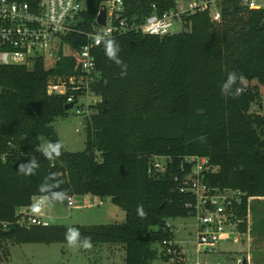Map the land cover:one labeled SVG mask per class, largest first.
Segmentation results:
<instances>
[{"label": "trees", "instance_id": "1", "mask_svg": "<svg viewBox=\"0 0 264 264\" xmlns=\"http://www.w3.org/2000/svg\"><path fill=\"white\" fill-rule=\"evenodd\" d=\"M18 1L32 6L39 2ZM103 2L86 0L84 29ZM124 3L128 16L145 17L152 7L159 13L172 9L175 0ZM184 21L186 30L173 35L127 32L110 39L121 64L106 55L107 41L95 49L100 81L93 88L101 101L89 107L82 152L61 147L59 156L49 158L39 147L41 137L59 143L52 123L67 113L66 96L47 95L48 79L78 74L77 57L59 51L48 69L41 59L32 67L0 66V149L7 154L0 160V244L6 256L8 243L68 244V230L76 228L80 240L90 238L91 246L123 247V264H152L156 259L162 264L180 259L182 264L184 255L172 244L174 229L168 221L194 217L195 197L183 184L189 172L184 159L190 156L205 157L214 168L203 178L209 187L241 193L233 208L243 220L238 230L247 233L248 200L264 198V117L249 112L261 101L258 85L250 82L264 85V10L222 0L219 22H211L207 13ZM84 44L80 36L73 48ZM233 72L237 80L223 92ZM33 158L38 167L25 175L20 167ZM155 158L167 159L165 170L154 169ZM42 184L47 192L39 190ZM87 195L109 199L124 212V222L18 223L22 214L17 211L30 207L34 197ZM170 246L174 256L166 253Z\"/></svg>", "mask_w": 264, "mask_h": 264}, {"label": "built area", "instance_id": "2", "mask_svg": "<svg viewBox=\"0 0 264 264\" xmlns=\"http://www.w3.org/2000/svg\"><path fill=\"white\" fill-rule=\"evenodd\" d=\"M221 1L175 0L172 9L159 13L152 7V13L144 17L128 16L124 0H104L93 23L84 29L81 23L86 11V0H39L37 6L18 0H0V66L32 67L41 59L48 69L54 66L59 51L67 57L75 55L79 60V73L65 77H50L46 93L49 96H66L67 103L73 104V107L83 98L87 100L96 97L95 101L88 103L85 112L80 108L76 111L77 115L82 117L85 115L87 118L92 113L89 107L101 101L93 88V85L100 81L95 56V49L98 46L127 32L159 37L173 35L176 34L173 31L176 23L181 25L180 32L185 31L184 18L195 13H207L211 22H219ZM240 3L250 10H264L256 0H240ZM102 7L105 8L103 26L97 24ZM80 36L85 39V44L76 50L73 44L77 43ZM68 37L70 40H67ZM6 155V152L0 149L1 161L6 159ZM160 159L164 162H160ZM166 161V158H155L154 169L165 170ZM184 161L189 166V172L184 176L183 184L195 197L194 218L197 229L195 252L214 253L219 243L231 241L242 234L238 230V225L243 223V220L235 216L233 208V201L238 200L241 193L230 189H213L203 182L206 174L215 171L207 158L190 156ZM65 202L68 208L74 207L72 197H66ZM99 204L101 202L97 205ZM29 209L25 208V213H21L22 217L18 221L20 225L38 227L50 225L41 217L31 214ZM246 224L248 232V216ZM2 225L7 226L4 223ZM166 253L174 256L176 250L170 246ZM173 261L180 263V259H172L171 262ZM241 262L242 259L239 258L236 264ZM0 264H15L3 253L2 247ZM182 264H185V258Z\"/></svg>", "mask_w": 264, "mask_h": 264}, {"label": "rangeland", "instance_id": "3", "mask_svg": "<svg viewBox=\"0 0 264 264\" xmlns=\"http://www.w3.org/2000/svg\"><path fill=\"white\" fill-rule=\"evenodd\" d=\"M264 8V0H256ZM175 33L181 31V25L175 24ZM248 82H245L247 85ZM250 86L258 85L260 105H253L251 114H261L264 117V85L251 81ZM96 97L81 99L66 115L58 117L52 123L59 144L64 151L70 153L82 152L85 149L86 131L84 125L90 120L85 115L76 114L78 108L86 111L88 103L95 101ZM90 115V114H89ZM85 122V123H84ZM49 144L44 137L39 138L40 153L44 155V148ZM46 156V155H45ZM164 162L163 159L159 160ZM48 202L42 204L39 213L33 212L32 205L44 197H34L29 212L34 215L46 217L50 225L63 226H90L120 224L125 220V214L113 205L109 199L94 204L99 200L92 195L73 196L74 207L57 203L52 196H47ZM248 232L239 234L231 241L221 242L214 253L196 254V219L194 217L176 218L168 221L174 229V243L182 250L185 264H236L239 258L245 257L248 264H264V198L248 200ZM98 204V203H97ZM18 213H25L20 209ZM8 248L7 255L15 264H123L124 249L119 245H100L85 248L82 245L69 244H4ZM4 249V246L0 244ZM158 252L163 249L160 245L154 246ZM202 249V248H201ZM3 253L6 254L5 250ZM152 264H162L156 259Z\"/></svg>", "mask_w": 264, "mask_h": 264}, {"label": "clouds", "instance_id": "4", "mask_svg": "<svg viewBox=\"0 0 264 264\" xmlns=\"http://www.w3.org/2000/svg\"><path fill=\"white\" fill-rule=\"evenodd\" d=\"M97 43H99V39H97ZM118 48L117 46L114 45V42L112 40H109L106 42L105 45V51H106V55L113 59L117 64H121L122 62L116 58V52H117ZM240 79H243V77H239ZM237 80V75L236 73H229L228 77H227V81L226 83L223 85L222 91L224 92L225 89L229 88L235 81ZM240 91H242V89H237V93H239ZM60 148L61 145L59 143H49L46 148H44V155H46L47 157L51 158L53 156V154H55V156H59L60 155ZM38 167V164L35 160V158H33L28 165H21L20 170L25 174V175H31L34 170ZM41 192H47V188L45 186V184H42L40 186L39 189ZM57 196H59L60 194H56ZM48 202V197H44L43 200H38L36 203H34L32 205V210L33 212L39 213L41 211V207L42 204H45ZM139 213L141 215H143V209L140 208L139 209ZM67 242L69 245H76L78 243V241L82 244L83 247L85 248H89L91 247V240L90 238H84L82 241L80 240V232L78 229L76 228H71L68 230V234L66 236Z\"/></svg>", "mask_w": 264, "mask_h": 264}, {"label": "water", "instance_id": "5", "mask_svg": "<svg viewBox=\"0 0 264 264\" xmlns=\"http://www.w3.org/2000/svg\"><path fill=\"white\" fill-rule=\"evenodd\" d=\"M104 23H105V8L102 7L97 17V24L103 26ZM72 108H73V104H67L64 106L65 111H69ZM61 200L62 198H59V202H61ZM241 264H248L247 259L245 257L242 258Z\"/></svg>", "mask_w": 264, "mask_h": 264}, {"label": "crops", "instance_id": "6", "mask_svg": "<svg viewBox=\"0 0 264 264\" xmlns=\"http://www.w3.org/2000/svg\"><path fill=\"white\" fill-rule=\"evenodd\" d=\"M55 199H56V201H57V203H59V204H61V203H63V200H61V202H59V198H56V197H54ZM99 202H102L100 199L99 200H97V201H95L94 202V204H96L97 205V203H99ZM24 210V209H23ZM25 211V210H24ZM34 215V214H33ZM34 216H37V217H41L42 219H47L46 217H42V216H38V215H34ZM175 244V243H174ZM183 253V252H182ZM184 255V254H183ZM185 258V257H184Z\"/></svg>", "mask_w": 264, "mask_h": 264}]
</instances>
